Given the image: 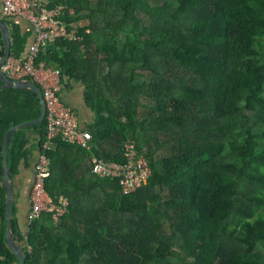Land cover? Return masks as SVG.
<instances>
[{
    "label": "trees",
    "instance_id": "trees-1",
    "mask_svg": "<svg viewBox=\"0 0 264 264\" xmlns=\"http://www.w3.org/2000/svg\"><path fill=\"white\" fill-rule=\"evenodd\" d=\"M43 6H62L59 19L77 39L47 45L36 63L59 69L61 86L82 83L95 122L89 153L58 140L47 154L45 191L68 200L60 220L43 212L23 234L13 206L25 263L264 264V0ZM16 19L2 18L10 55L24 58L29 36ZM39 114L33 91L0 89V264H20L6 240L3 136ZM28 130L40 149L46 122L13 133L10 179L26 156ZM129 143L151 176L123 194L82 160L122 163Z\"/></svg>",
    "mask_w": 264,
    "mask_h": 264
},
{
    "label": "built area",
    "instance_id": "built-area-1",
    "mask_svg": "<svg viewBox=\"0 0 264 264\" xmlns=\"http://www.w3.org/2000/svg\"><path fill=\"white\" fill-rule=\"evenodd\" d=\"M0 7L4 17L21 18L28 22L35 36L27 56L16 58L10 55L2 64V70L11 80L35 82L42 90L46 106V134L33 167L27 219L28 222L34 221L45 212L57 220L65 211L67 203L62 196L54 199L45 191L44 182L49 176L47 154L54 149L58 140L90 150L93 136L89 131L79 128L75 111L63 103L60 70L47 67L44 63L37 64L36 60L47 45L60 39L76 40V30L69 31L66 23L59 19L62 6L49 9L45 6L36 7L31 0H0ZM123 156L122 163L94 158L91 173L99 178L117 180L123 194H132L147 184L151 168L132 143L125 145Z\"/></svg>",
    "mask_w": 264,
    "mask_h": 264
},
{
    "label": "crops",
    "instance_id": "crops-1",
    "mask_svg": "<svg viewBox=\"0 0 264 264\" xmlns=\"http://www.w3.org/2000/svg\"><path fill=\"white\" fill-rule=\"evenodd\" d=\"M31 2L36 7H40L43 5H48L50 0H31ZM3 17L4 16L1 13V7H0V20H2ZM15 21H16L15 23H17L21 27L22 32L29 36L27 45L25 47L24 57H26L28 54L29 45L34 41V37H35L34 31L32 29V26L25 20L17 18ZM0 85H1V82H0ZM0 89H5V88L0 87ZM84 93H85V88L82 83L76 82V81H67L62 86L61 98H62L63 103L66 106L72 108V110L75 111L79 128L81 130L90 131V127L95 122V113L93 109L88 105L87 101L85 100ZM25 137H26L27 143L24 146V149L27 150V153H26V156L23 159H21L19 162L18 174L14 176L13 179H11L13 182V190L15 193L14 204H16V207H17V218H18V222L20 225V229L22 230L23 234L26 233L25 229L27 227V224L29 223L27 219L28 212L30 210L28 195H29L30 187L32 185V180H33V167L35 165L38 154L40 152V149L37 144L38 134L36 133V131L28 130L25 133ZM91 150H92V147L90 150H87V153H89ZM92 156L91 154L84 156L82 160L83 163L85 165L91 166L92 161L94 159ZM81 175H82V168L80 171H78V176H81ZM63 198L68 204V200L65 197ZM64 213L65 211L63 212V214ZM61 216H59L57 220L53 219L52 217V221L54 220L59 221ZM80 224L81 223H77V226L80 227L79 226Z\"/></svg>",
    "mask_w": 264,
    "mask_h": 264
},
{
    "label": "water",
    "instance_id": "water-1",
    "mask_svg": "<svg viewBox=\"0 0 264 264\" xmlns=\"http://www.w3.org/2000/svg\"><path fill=\"white\" fill-rule=\"evenodd\" d=\"M0 33L2 36L3 42V51L0 56V87L5 89H28L33 91L40 103V114L36 118L27 121L18 123L13 125L7 129L4 134L1 148V158H2V183L4 184L5 194H6V240L7 243L16 256L17 260L20 264L25 263V253L21 245L17 242L16 236L13 233V206L15 202V193L13 190V182L9 177L8 166H7V151L9 147V143L11 137L14 132L17 130L31 127L43 123L45 121L46 115V106L42 94V90L37 86L35 82L32 80H11L9 79L2 70V64L8 59L10 56V50H12V42H11V33L9 27L4 23L3 20H0Z\"/></svg>",
    "mask_w": 264,
    "mask_h": 264
},
{
    "label": "rangeland",
    "instance_id": "rangeland-1",
    "mask_svg": "<svg viewBox=\"0 0 264 264\" xmlns=\"http://www.w3.org/2000/svg\"><path fill=\"white\" fill-rule=\"evenodd\" d=\"M55 221V220H54ZM55 222H58V221H55ZM80 226V228H82L83 226H85L84 224H80L79 225Z\"/></svg>",
    "mask_w": 264,
    "mask_h": 264
}]
</instances>
